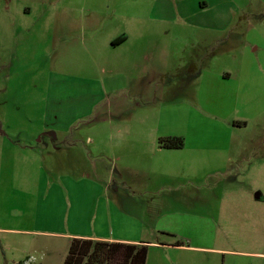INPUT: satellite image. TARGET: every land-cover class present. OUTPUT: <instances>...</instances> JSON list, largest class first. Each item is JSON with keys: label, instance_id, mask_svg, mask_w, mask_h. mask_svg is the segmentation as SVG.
<instances>
[{"label": "rangeland", "instance_id": "obj_1", "mask_svg": "<svg viewBox=\"0 0 264 264\" xmlns=\"http://www.w3.org/2000/svg\"><path fill=\"white\" fill-rule=\"evenodd\" d=\"M43 122L84 163L95 134L182 136L135 157L155 160L139 192L102 170L113 230L158 243L149 264H264V0H0V264H64L40 231H67L58 183L93 179Z\"/></svg>", "mask_w": 264, "mask_h": 264}, {"label": "crops", "instance_id": "obj_2", "mask_svg": "<svg viewBox=\"0 0 264 264\" xmlns=\"http://www.w3.org/2000/svg\"><path fill=\"white\" fill-rule=\"evenodd\" d=\"M128 40L127 34H121L113 39L112 44L115 46H118L122 43H125ZM137 58V57H136ZM134 58V60H137ZM124 63H126V66L130 68L129 62L130 57H125ZM133 59L131 63V67L134 71L138 72L136 68H134ZM124 71H127V69H124ZM61 76H65L60 74ZM68 77V81H70L69 77L76 78L74 75L68 73L66 76ZM91 80L86 82V85L90 89V81H96L92 78H89ZM104 89H106V85L104 86ZM184 104V103H183ZM181 105V104H179ZM59 123V121H58ZM45 125V126H44ZM50 125L48 122H43L41 132L40 140L42 143L44 142V134H48L49 136H52V142L57 147L56 141H58V127L55 128H48ZM65 131V129H62ZM68 130V128L66 129ZM123 131L120 132V134H95L93 137L89 136L90 142L88 143L89 148L88 150V158L87 162L84 163L82 160V154L81 150L79 149V145H77V141L79 139H73L74 141L71 143H67L68 149L65 151L64 149L59 148L60 150H64L62 153V157L66 160V158H69L66 161V164L69 165V168L67 169H79L82 168V170L92 174L93 179L91 182H85V179L78 178V179H72L67 180L66 182L63 180L60 183H58V187L56 188V200L53 201L51 205L57 204L59 198L61 199V203L67 204V213H68V220H67V231H64L66 229L65 226H63L62 230L54 231L50 229H44L40 232H43L44 235L49 236L52 234H55L59 237L69 239V242L72 238L78 237V238H92V239H99V240H105V241H116V242H128V243H147L148 244V257L146 264H149V252L150 248L155 246L158 243L150 242L148 240H139L134 237V232L129 233H123L121 235V232L115 233L113 230L112 225L109 221V216L107 214L108 207L103 204L106 202L109 207L110 204L107 202V199L103 201V190L108 186V181L105 182L106 177L102 175L103 171L106 167L108 169L111 166H115V164H119V182L121 187L127 188L129 190H132L133 192H139L141 188H143V184L141 183L142 179L150 180V184H152L154 179V173L152 170L153 165L155 164L154 159H144L139 160L135 159L138 155L141 153H146L148 156L150 154H154L155 151L159 152L160 145L158 144V139L160 136H177V133H168V134H145V133H134V132H127V129L124 127L122 129ZM184 136V135H183ZM182 137V136H181ZM60 139V138H59ZM65 139L63 142H67L68 138L61 137V141ZM203 138L197 139L198 141H201ZM142 141H145V143H142ZM147 146L146 148H143L144 146ZM33 147V146H30ZM187 148V146L179 148V151H184V149ZM177 151V150H173ZM181 153V152H179ZM183 153V152H182ZM152 156V155H150ZM183 157H185V154H183ZM134 158V159H131ZM111 159V160H107ZM65 160L61 161L60 165L65 164ZM42 164H40V168L42 171V175H44V155H43V161H41ZM146 163H149V167L146 169ZM158 165V160L156 161ZM187 164V163H186ZM182 165V164H180ZM111 171L113 169H110ZM88 174V175H89ZM42 185L44 187V179L42 177ZM100 191H99V190ZM46 199V198H45ZM44 199V200H45ZM125 197L123 195L121 196V204L125 206L127 203L124 201ZM111 204L112 201H111ZM81 205L84 206L83 209H81ZM117 205L114 204L113 207H116ZM135 206V204H132V208ZM50 202L46 205H44V224L46 222L52 221L51 217L47 214V210H49ZM101 208L106 209V215H103V212H101ZM111 208V207H110ZM124 208V207H123ZM47 209V210H46ZM119 211V210H117ZM105 213V212H104ZM120 213L124 214L123 211H120ZM127 216V213L125 214ZM127 221V220H125ZM64 224V223H63ZM71 225V226H70ZM131 226L137 227V224H132ZM10 230H21V229H10ZM28 231V230H26ZM38 231V230H37ZM181 246V245H177ZM28 261L26 260L24 264H27Z\"/></svg>", "mask_w": 264, "mask_h": 264}, {"label": "trees", "instance_id": "obj_3", "mask_svg": "<svg viewBox=\"0 0 264 264\" xmlns=\"http://www.w3.org/2000/svg\"><path fill=\"white\" fill-rule=\"evenodd\" d=\"M184 142L181 136L160 139V145L165 148L179 149L184 146ZM147 257V243L111 242L75 237L70 241L64 264H146Z\"/></svg>", "mask_w": 264, "mask_h": 264}, {"label": "water", "instance_id": "obj_4", "mask_svg": "<svg viewBox=\"0 0 264 264\" xmlns=\"http://www.w3.org/2000/svg\"><path fill=\"white\" fill-rule=\"evenodd\" d=\"M257 197H261L260 195H258Z\"/></svg>", "mask_w": 264, "mask_h": 264}]
</instances>
